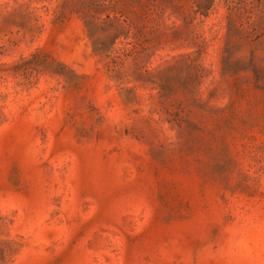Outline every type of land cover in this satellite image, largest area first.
<instances>
[{
	"label": "rangeland",
	"instance_id": "374dc122",
	"mask_svg": "<svg viewBox=\"0 0 264 264\" xmlns=\"http://www.w3.org/2000/svg\"><path fill=\"white\" fill-rule=\"evenodd\" d=\"M0 264H264V0H0Z\"/></svg>",
	"mask_w": 264,
	"mask_h": 264
}]
</instances>
